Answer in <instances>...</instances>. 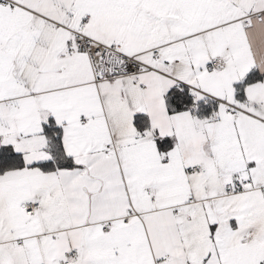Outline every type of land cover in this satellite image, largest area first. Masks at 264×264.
Segmentation results:
<instances>
[{"label":"snow or ice","instance_id":"obj_1","mask_svg":"<svg viewBox=\"0 0 264 264\" xmlns=\"http://www.w3.org/2000/svg\"><path fill=\"white\" fill-rule=\"evenodd\" d=\"M0 264H264V0H0Z\"/></svg>","mask_w":264,"mask_h":264}]
</instances>
